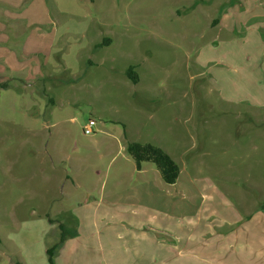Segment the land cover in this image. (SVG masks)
<instances>
[{
  "label": "rangeland",
  "instance_id": "374dc122",
  "mask_svg": "<svg viewBox=\"0 0 264 264\" xmlns=\"http://www.w3.org/2000/svg\"><path fill=\"white\" fill-rule=\"evenodd\" d=\"M40 4V70L0 88V264H50L60 225L55 264H264V0Z\"/></svg>",
  "mask_w": 264,
  "mask_h": 264
},
{
  "label": "crops",
  "instance_id": "0c3cea01",
  "mask_svg": "<svg viewBox=\"0 0 264 264\" xmlns=\"http://www.w3.org/2000/svg\"><path fill=\"white\" fill-rule=\"evenodd\" d=\"M40 2L42 0H0V85L30 67L37 72L40 70L36 55L42 54L49 44L42 42L41 26L48 17ZM21 20L28 21L33 27L38 25V30L23 42L19 53ZM138 171L145 172L144 166Z\"/></svg>",
  "mask_w": 264,
  "mask_h": 264
},
{
  "label": "trees",
  "instance_id": "16d2710c",
  "mask_svg": "<svg viewBox=\"0 0 264 264\" xmlns=\"http://www.w3.org/2000/svg\"><path fill=\"white\" fill-rule=\"evenodd\" d=\"M103 42L109 44L111 40L105 39ZM128 77L134 83H138L140 81V78L133 66L128 70ZM0 88H8V84H1ZM127 152L135 161L138 170L142 169L143 164L152 163L157 168L161 179L166 184H175L177 182L180 175V168L164 149L149 143L141 144L138 142H133L128 144ZM59 227L61 230L60 241L47 250L50 264H55V255L57 251L64 245L65 241H67L69 237L73 238L78 234L76 231L73 234L67 233L63 225H60Z\"/></svg>",
  "mask_w": 264,
  "mask_h": 264
},
{
  "label": "built area",
  "instance_id": "2783aa9c",
  "mask_svg": "<svg viewBox=\"0 0 264 264\" xmlns=\"http://www.w3.org/2000/svg\"><path fill=\"white\" fill-rule=\"evenodd\" d=\"M96 126V122L90 120L89 125L85 128V134H92L94 133V127Z\"/></svg>",
  "mask_w": 264,
  "mask_h": 264
}]
</instances>
